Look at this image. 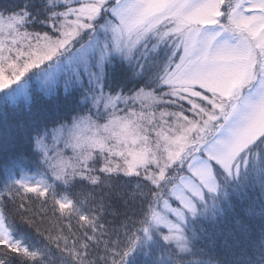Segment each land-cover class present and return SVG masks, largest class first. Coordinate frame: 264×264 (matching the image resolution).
Here are the masks:
<instances>
[{"label":"snow or ice","instance_id":"6c2138e0","mask_svg":"<svg viewBox=\"0 0 264 264\" xmlns=\"http://www.w3.org/2000/svg\"><path fill=\"white\" fill-rule=\"evenodd\" d=\"M61 90L2 164L0 264H264V0L0 5L5 142Z\"/></svg>","mask_w":264,"mask_h":264},{"label":"trees","instance_id":"16d2710c","mask_svg":"<svg viewBox=\"0 0 264 264\" xmlns=\"http://www.w3.org/2000/svg\"><path fill=\"white\" fill-rule=\"evenodd\" d=\"M24 0H0V5H6L15 3L22 5ZM35 3H39L40 0H34ZM39 30V28L33 29ZM124 69L121 67L115 68L113 72L114 80H118L124 74ZM79 99L78 94H74L72 101L75 102ZM64 94L61 93L56 99H49L41 94H37L30 107L21 106L18 109L10 110L7 116L8 131L7 142H5L4 121L0 118V173H2V164L5 159L14 157L19 153L27 151V130L41 115L51 112L56 106L64 103ZM79 189V185L76 188L71 189V192H76ZM110 216L105 217V220L110 221ZM104 222V221H102ZM75 225V221H73ZM48 225H42L47 227ZM54 248V246H53ZM143 259V257H141Z\"/></svg>","mask_w":264,"mask_h":264}]
</instances>
